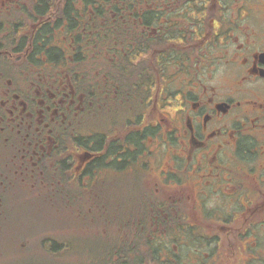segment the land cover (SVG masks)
Segmentation results:
<instances>
[{"label":"flooded vegetation","instance_id":"flooded-vegetation-1","mask_svg":"<svg viewBox=\"0 0 264 264\" xmlns=\"http://www.w3.org/2000/svg\"><path fill=\"white\" fill-rule=\"evenodd\" d=\"M44 2L0 0V264H264V0L112 14L186 53L136 145L85 123ZM125 242L152 252L117 255Z\"/></svg>","mask_w":264,"mask_h":264},{"label":"trees","instance_id":"trees-1","mask_svg":"<svg viewBox=\"0 0 264 264\" xmlns=\"http://www.w3.org/2000/svg\"><path fill=\"white\" fill-rule=\"evenodd\" d=\"M142 2L45 0L42 7L51 8L52 28L63 30L61 36L47 40L52 43L48 56L64 71L61 75L77 79L74 88L85 97V123L111 127L103 130L107 135H120L122 129L126 132L122 127H130L134 145L140 139L141 128L150 132L145 126L151 119L153 105L149 102L156 100L154 93L181 68L175 64L183 63L186 55L176 50V35L148 37L141 32L139 17L129 26L130 35L125 23L113 22V13L140 14ZM22 22L28 25L30 20ZM121 246L117 245V255L152 252L151 245L145 243L125 242Z\"/></svg>","mask_w":264,"mask_h":264},{"label":"rangeland","instance_id":"rangeland-1","mask_svg":"<svg viewBox=\"0 0 264 264\" xmlns=\"http://www.w3.org/2000/svg\"><path fill=\"white\" fill-rule=\"evenodd\" d=\"M176 82H171V81H168L167 82V86H166V90L167 91H174V89L176 88ZM165 112H170V111H168V109L165 111ZM148 174L149 175H152L151 173H150V171L148 172ZM59 261H61L60 260V257H59V260H58V258H56V255H54V257H53V259L51 260H46V259H44V258H41L40 260H39V262H38V264H40V263H44V264H60L59 263ZM70 264H73V260L70 262ZM74 264H75V262H74Z\"/></svg>","mask_w":264,"mask_h":264}]
</instances>
